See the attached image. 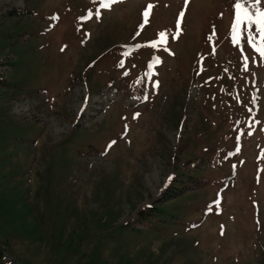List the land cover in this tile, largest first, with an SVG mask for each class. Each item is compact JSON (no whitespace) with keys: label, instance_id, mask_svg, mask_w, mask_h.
Wrapping results in <instances>:
<instances>
[{"label":"rangeland","instance_id":"obj_1","mask_svg":"<svg viewBox=\"0 0 264 264\" xmlns=\"http://www.w3.org/2000/svg\"><path fill=\"white\" fill-rule=\"evenodd\" d=\"M235 2L0 0V264H264V61Z\"/></svg>","mask_w":264,"mask_h":264},{"label":"snow or ice","instance_id":"obj_2","mask_svg":"<svg viewBox=\"0 0 264 264\" xmlns=\"http://www.w3.org/2000/svg\"><path fill=\"white\" fill-rule=\"evenodd\" d=\"M116 2H118V0H100V6L102 8H110L111 5L115 4ZM187 2L188 0H185L186 4ZM233 7L234 19L231 27V39L233 44L239 46L241 39L246 38L247 45L258 54L261 61H264V0H236ZM153 8V4H148L142 13L143 21L140 25L141 29H143V27L149 23V17L152 14ZM99 15V12H97V18H99ZM184 15L185 13L181 11L177 18V31L175 35L172 36L173 39H176L180 34L181 23ZM139 34L140 33L137 32L136 35ZM165 44H167V34L161 32L159 33V39L153 41L150 46L157 48ZM242 59L243 69L244 71H247L249 58L247 56H243ZM253 62H255V58H253ZM152 63L159 64V57H156ZM120 66H123V64L121 63ZM125 74L127 75V73ZM155 86L158 87V83ZM144 99H147V96H145ZM111 143L114 144L115 141ZM109 147H111V144ZM171 179L172 177H169V180ZM215 203L218 204V201ZM221 234L223 235V232Z\"/></svg>","mask_w":264,"mask_h":264}]
</instances>
